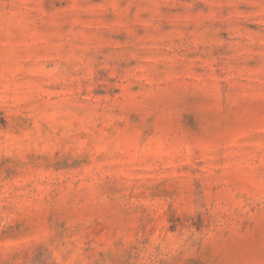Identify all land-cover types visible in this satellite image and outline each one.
<instances>
[{"label": "rangeland", "instance_id": "obj_1", "mask_svg": "<svg viewBox=\"0 0 264 264\" xmlns=\"http://www.w3.org/2000/svg\"><path fill=\"white\" fill-rule=\"evenodd\" d=\"M0 264H264V0H0Z\"/></svg>", "mask_w": 264, "mask_h": 264}]
</instances>
